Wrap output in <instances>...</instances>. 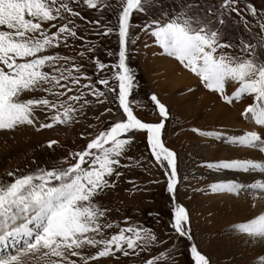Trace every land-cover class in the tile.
I'll use <instances>...</instances> for the list:
<instances>
[{
    "label": "snow or ice",
    "instance_id": "1",
    "mask_svg": "<svg viewBox=\"0 0 264 264\" xmlns=\"http://www.w3.org/2000/svg\"><path fill=\"white\" fill-rule=\"evenodd\" d=\"M84 7L101 11L100 19L88 21L98 29L95 35L118 37V52H108L116 56L115 62H101L95 56V44L80 34L76 21L84 20L80 11ZM156 7L161 9L157 18L135 26L140 33L150 36L163 54L198 77L200 85L225 105L247 100L240 116L250 123V130L238 135L192 131L260 154L205 162L204 167L255 171L262 178L247 185L219 180L209 184V191L237 196L244 191L264 192V58L260 56L264 36L256 42L240 39L231 43L223 41L222 33L233 14L238 25L251 31L245 18L250 14L264 33V11L258 13L251 2L242 8L240 0H220L215 5L180 0L171 11L163 10L158 0H115V4L109 0H0V130L27 126L39 132L56 125L70 126L86 117L89 108L106 103L117 104L121 113L115 121L105 122L101 117L113 113L107 107L93 117L97 125L88 127L96 129L94 133L80 134L86 144L69 150L51 166L8 171L9 179L0 180V264H98L100 258H139L157 243L163 244L151 228L132 223L128 217L125 226H120L111 219L112 210L99 202V197L116 187L124 169L141 167L142 160L127 155L137 132L146 135L151 157L164 169L166 191L172 199L171 228L191 242L194 264H210L192 242L186 208L176 202L177 154L161 139L169 117L167 106L153 93L150 100L160 119L145 122L129 100L135 74L128 59L139 38L132 34V18L148 16ZM107 8L113 9L115 19L105 22L103 10ZM77 41H84L79 51ZM61 47L75 55H61ZM84 62L94 64L92 75ZM229 84L234 89L230 94ZM57 145L54 139L46 142L50 149ZM114 228L118 230L108 235ZM231 228L264 246V210ZM173 250L161 251L142 264H174ZM259 261L264 264V256Z\"/></svg>",
    "mask_w": 264,
    "mask_h": 264
},
{
    "label": "rangeland",
    "instance_id": "2",
    "mask_svg": "<svg viewBox=\"0 0 264 264\" xmlns=\"http://www.w3.org/2000/svg\"><path fill=\"white\" fill-rule=\"evenodd\" d=\"M179 2L180 0H158V3L163 5V10L167 11L178 7ZM200 2L215 5L220 0H200ZM249 2L254 4L258 13L264 11V0H240L241 7L243 8ZM109 3L115 4V0H109ZM80 11L84 17L83 21L79 19L76 21L81 25L80 34L85 35L87 40L95 44L96 58L105 64L115 62L116 56H109L108 52H118V37L116 35H112L111 37L97 36L95 33L98 29L88 23L90 20L100 19L101 11L90 10L86 7L80 9ZM160 11L161 9L156 7L148 16L139 15L132 18V24L134 26L132 34L139 38L131 48V54L128 59V65L135 74V87L131 90L129 100L131 101L134 113L145 122H159L158 111L151 102L150 96L153 93L157 94L156 86H164L162 83L164 81L167 82V77L164 75L165 69H162L163 66L161 64L163 63L158 61L151 62L152 59L148 57L149 53L147 52L142 57L140 56L139 47L141 40L143 41V38L146 37V40L141 44L146 51L151 45L147 42L153 44L154 41L150 36L140 33L139 28L135 26H142L148 19L157 18ZM245 18L249 22L251 31H246L242 24L238 25V18L233 14L232 19L227 21L226 26L222 30L224 42L238 43L240 39L246 42H256L260 36H264V33H260L258 26H256L257 21L250 14H246ZM114 19L112 8L103 10V20L105 22ZM99 30L102 31V29ZM83 43L84 41L76 42V51L80 50V45ZM145 43L148 45L147 48L144 46ZM155 46L158 52L153 55H157L156 57L170 58L169 56L163 55L162 51L158 50V46ZM59 52L61 55H75L73 50H66L63 47L59 49ZM260 56L264 58V50H260ZM172 59L184 72H187L189 75L192 74L190 71L184 69L178 61L174 58ZM89 60H91V57H89ZM84 63L89 68V74L92 75L95 68L94 64ZM173 74L176 76L180 75L177 68L174 69ZM107 75H111V70H108ZM191 76L198 79L194 74ZM170 85L173 89L171 88L172 90L170 89L168 91L172 92L177 89L176 92L182 94L185 90V85L176 86L174 83ZM227 89L231 88L229 87ZM158 99L164 103L159 96ZM239 103L243 104L242 102H237V104ZM164 104L167 106L169 117L161 130V139L166 147L177 154L179 183L176 190V202L186 208L190 220V229L193 237L192 242L197 245L198 250L202 254L209 258L210 264H260L259 257L263 255L251 249V247L245 249L243 247V242L246 241L244 240L245 237L235 232L231 226L235 223L243 222L263 210L259 208L264 207V202L257 200V198L264 192L250 191L255 194L247 193V195H253V198H250L248 201L244 198V192H241L238 196L229 194V197L232 199L229 201V205L223 208L219 207V203L215 201L216 194L210 192L208 186L217 181L215 177L216 172L225 170L208 169L203 165L205 162H215L222 158L219 157V154L214 153L215 150L212 153V148L198 153L196 145L204 144L205 146H209L208 143L214 141L215 143L222 142L220 144H226L229 148L236 151L249 150L229 145L225 143L223 138L217 140L203 136L202 138L204 139L202 142L199 139L202 135L192 131V129L196 128L201 131L217 130L225 135H238L248 129L242 126H200L199 120L195 117V113H186L185 117L181 114V112L184 113V110H178L181 111L180 113L177 111L172 112L170 107L166 103ZM107 107H112L113 113L111 115H103L101 117L103 121H115L120 117L121 113L117 109V104L106 103L102 106L89 108L86 117L80 118L79 123L74 122L70 126L56 125L39 132L31 127L24 126L12 130L13 132H10L5 137L0 134V180L9 179L6 175L8 171H26L28 169H35L37 166H51L53 163L65 157L69 150H78L87 142L85 139H81L80 134L84 133L87 135L94 133L96 129L89 128L88 125H97V121L93 117L104 112V109ZM38 115L41 116V119L44 118V115L40 113ZM246 124L248 125V122ZM52 139L57 140L58 145L50 149L46 147V142ZM180 154L183 155V163L179 160ZM127 155L133 157L134 160H142L141 167L133 166L130 169H124V175L116 187L99 197V202L112 210L110 217L112 220L119 222L120 226H125L124 218L128 217L132 223H139L144 227L151 228L159 240L164 243H157L149 251L142 253L139 258L131 256L123 257L122 255L119 258H100L98 264H142L150 256H155L161 251L173 248L174 250L170 255L174 257V264H194L189 251L191 242L186 238L179 237L170 226L172 199L166 191L167 178L164 175V169L156 165L151 157L145 134L139 132L134 134V143ZM232 158L252 157H248V154L244 152L242 155H234ZM121 163H127V160H122ZM227 171L229 173V179L239 183H246L249 180L247 175L250 172L251 174L254 172ZM256 179L260 178H253L248 183L250 184ZM153 180L159 182L152 183ZM129 181L133 183H129ZM117 230L115 228L112 229L108 235ZM160 264H164V262H160Z\"/></svg>",
    "mask_w": 264,
    "mask_h": 264
},
{
    "label": "bare ground",
    "instance_id": "3",
    "mask_svg": "<svg viewBox=\"0 0 264 264\" xmlns=\"http://www.w3.org/2000/svg\"><path fill=\"white\" fill-rule=\"evenodd\" d=\"M144 40H146V37L143 38V41ZM143 41L141 40L140 47H139L140 56L142 57L144 55V53L147 52V53H149L148 57L152 59V60L150 59L151 62L152 61L153 62L158 61V62L164 64V65L161 64L163 66V68L162 67H160V68L165 69L164 75L167 77V82L164 81L162 83L164 86H162V85L161 86L159 85V87L156 86V92H157V95L159 96V98L162 101H164V103H166L170 107L172 112L177 111L180 113L181 111H178V110H184V113L181 112V114L185 117H186V113L187 114L188 113L189 114L195 113L196 114L195 117L199 120L200 126H206V125H208L209 127H211L212 125L227 126V127H233V126L240 127V126H242L243 128H246L248 130L251 129L252 126L250 125V123L244 119H241V117H240V112L242 111L243 107L246 106L247 100H245L243 102V104H241V103L237 104L234 102L232 104L233 106L232 105H225L222 101H220L218 99L217 96L211 94L210 92H208V90H206L202 86H200L199 80L194 78L193 76H191L192 74L189 75L187 72H184L171 57L170 58L156 57L157 55H153L154 53H156L158 51H157L156 47L153 46V44L151 42H147L148 44H151L147 51L145 49H143V47L141 45V44H143L142 43ZM145 61H148V60H145ZM160 63H159V65H160ZM164 67H166V68H164ZM175 68H177V71L180 73V75L176 76L175 74H173ZM166 70H168V71H166ZM172 83H174V85H176V86L185 85V88H184L185 92L183 91L182 94H179L176 92L177 89H175L172 92L168 91L171 88L173 89V87H171V85H170ZM230 87H232V86H230ZM157 90H159L160 92ZM162 91H165V92L162 93ZM246 122H248V125L246 124ZM19 128H22V127H19ZM10 132L12 133L13 131L12 130H3L0 132V134H1V136L5 137ZM202 137L203 136H200L199 139H200V141L203 142L204 138H202ZM217 143H219V144L217 145ZM217 143H215L214 141H210L208 143L209 146H205L204 144H200V145H196V147H197L196 149H198V153L199 152L202 153V152H205L207 149L212 148L211 152L213 153V151L215 150L214 153L219 154L220 155L219 157L222 159H233L232 157L234 155H242L244 152L248 154V157L251 156L252 158H255V157L260 156V154L254 150L236 151V150L229 148L228 145H226V144L225 145L220 144L222 142H217ZM182 156L183 155H181V154L179 155L180 162H182V160H183ZM195 171H196V169H195ZM215 177H216L217 181H219V180H230L229 179L230 178L229 173L227 170L216 172ZM248 177H249V180L246 181L247 184H249L248 182H250V180L253 178L254 179L256 177L262 178V174L254 171V172H252V174L250 172L249 175H247V178ZM246 183L241 182V184L247 185ZM247 193L255 194V193L250 192V191H244V195H245L244 198H246L247 201L250 198H253V195H247ZM229 196H230L229 194H216V196H215L216 200L215 201L217 203H219L218 204L219 207L223 208V207L229 205V203H230L229 201L232 200L231 197H229ZM257 200L264 202V193L260 194L259 197L257 198ZM236 204H238V203H236ZM259 209L264 210V207L259 208ZM237 237L244 238L241 236H237ZM236 239L238 240V238H236ZM244 240H246V241L243 242L244 246L243 245L242 246L245 249L251 247V249L258 251L260 255L264 256V246H262L259 243L252 242L246 237Z\"/></svg>",
    "mask_w": 264,
    "mask_h": 264
},
{
    "label": "crops",
    "instance_id": "4",
    "mask_svg": "<svg viewBox=\"0 0 264 264\" xmlns=\"http://www.w3.org/2000/svg\"><path fill=\"white\" fill-rule=\"evenodd\" d=\"M153 42V41H152ZM154 44V43H153ZM155 46V45H154ZM156 47V46H155ZM158 48V50H160V51H162L159 47H157ZM163 55H165V54H163ZM165 56H167V55H165ZM168 57V56H167ZM172 58V57H171ZM231 86V84H229L228 86H227V88H229ZM231 89H226L227 90V92L230 94L232 91V89H233V87H230ZM229 90V91H228ZM234 90V89H233ZM235 103H237V102H235Z\"/></svg>",
    "mask_w": 264,
    "mask_h": 264
}]
</instances>
